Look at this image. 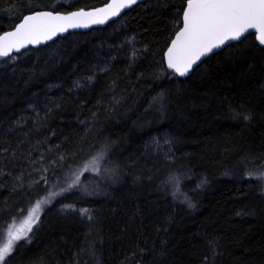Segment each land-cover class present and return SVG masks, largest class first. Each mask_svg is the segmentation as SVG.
Wrapping results in <instances>:
<instances>
[{"label": "trees", "instance_id": "trees-1", "mask_svg": "<svg viewBox=\"0 0 264 264\" xmlns=\"http://www.w3.org/2000/svg\"><path fill=\"white\" fill-rule=\"evenodd\" d=\"M106 1L0 0V32ZM186 1L0 57V242L59 193L5 264H264V46L248 34L174 73ZM92 156L97 172L61 191Z\"/></svg>", "mask_w": 264, "mask_h": 264}, {"label": "snow or ice", "instance_id": "snow-or-ice-1", "mask_svg": "<svg viewBox=\"0 0 264 264\" xmlns=\"http://www.w3.org/2000/svg\"><path fill=\"white\" fill-rule=\"evenodd\" d=\"M137 2L138 0H111L104 8L89 12L80 10L67 15L36 12L24 16L14 31L0 34V57H8L13 50L19 51L26 44L49 40L69 28L103 23L110 16L118 15L122 9ZM253 29L255 32L250 33L249 30ZM246 34L254 35L264 45V0H187V7L183 12V27L167 49V67L184 76L201 57L228 41L241 40ZM90 164H95V158L85 164V170ZM78 182L79 175L68 187L71 188ZM58 194L50 192L47 197L37 201L21 225L15 231L8 232L7 242L0 246V264H5L15 242L27 237L32 230V225L39 219L37 212L41 204L48 203L50 198ZM82 212L86 213L87 210Z\"/></svg>", "mask_w": 264, "mask_h": 264}, {"label": "water", "instance_id": "water-1", "mask_svg": "<svg viewBox=\"0 0 264 264\" xmlns=\"http://www.w3.org/2000/svg\"><path fill=\"white\" fill-rule=\"evenodd\" d=\"M143 0H138L137 3L141 2ZM108 3H111V0H107L105 3L103 4H100V5H97V6H94V7H89V8H83V7H80V8H76V9H72V10H69V11H53V10H48V9H40V10H34V11H31V12H27L25 14H23L17 21L16 23L9 29L7 30H4L2 32H0V34H3L5 32H10V31H14L15 30V26H17L18 24H20L22 22V19L24 16H27V15H33L35 14L36 12H52L53 14H56V13H59L61 15H67L68 13H71V12H77V11H80V10H83L85 12H89V11H94L95 9H98V8H104L106 6V4ZM136 3V4H137ZM135 4L131 5L130 7L128 8H124L122 9L118 15L116 16H110L107 20H105L103 23H96V24H89L87 27H76V28H69L67 29L66 31L64 32H60V33H57L55 36H53L51 39L49 40H46V41H41L40 43L38 44H26L24 47L20 48L19 51H16V50H13L9 55L11 54H19L21 53L23 50L27 49V48H38V47H41V46H44L50 42H52L53 40H55L57 37H61V36H64L66 35L67 33L69 32H77V31H87L91 28H95V27H103L105 26L107 23L119 18L125 11L129 10L131 7H133ZM187 7V1H186V4H185V7L184 9ZM184 9H183V12H184ZM183 12H182V18H181V25L180 27L177 29V31L174 33L173 37L171 38V40L169 41L165 51H164V54H163V57H164V62L165 64L167 65V57H166V53H167V49L168 47L171 46V42L173 39H175V35L176 33L183 27ZM250 33L252 32H255V30H249ZM248 35V34H246ZM254 36V35H253ZM254 39L256 41V43L260 46H264V45H261L259 43V41L256 39V37L254 36ZM240 41V40H239ZM235 42H238V41H228L225 43V45H221L219 48H216V49H213V51L211 53H208L206 56H203L200 58L199 61L196 62V64L193 65L192 69L188 72V74L184 75V76H187L189 75L192 70L205 58H207L208 56H210L211 54L219 51L221 48H223L224 46L228 45V44H231V43H235ZM177 74V73H176ZM179 75V74H178Z\"/></svg>", "mask_w": 264, "mask_h": 264}, {"label": "rangeland", "instance_id": "rangeland-1", "mask_svg": "<svg viewBox=\"0 0 264 264\" xmlns=\"http://www.w3.org/2000/svg\"><path fill=\"white\" fill-rule=\"evenodd\" d=\"M95 158V164H90L89 167H88V170H89V173L93 174L94 172H97V169L99 168V163H98V158L96 156H92L90 157L89 159H87L84 163H82L81 165L77 166L76 168H74L69 174V177L65 179V183H64V187H63V190L64 189H69L68 185L72 183V181L76 178L77 175H79V180L81 178V174L82 172L85 171V164H89V162L93 161V159ZM104 173L107 174V170L105 169L104 170ZM258 176L260 177L262 183H263V188H264V169L260 171V173L258 174ZM80 183V181L75 185V186H78ZM73 186V187H75ZM72 188V187H71ZM51 192V191H50ZM49 192V193H50ZM48 193V194H49ZM48 194L42 198H40L39 200L37 201H40L42 200L43 198L47 197ZM35 201L29 208L26 212H24L21 216L15 218L12 220V222L6 227L5 231H4V237L2 239V241L0 242V246H3L6 242H7V239H8V232L11 230V231H15L16 228H18L21 223L24 221V219L28 216L29 214V211L35 206L36 202ZM45 203L41 204V207L40 209L38 210L37 212V215L40 216V213L43 209V205ZM38 221V220H37ZM36 221V223H37ZM35 223V224H36ZM32 225V228L34 227V225ZM30 232H28L29 234ZM18 241L15 242V244L17 243ZM14 244V246H15ZM14 248V247H13Z\"/></svg>", "mask_w": 264, "mask_h": 264}, {"label": "bare ground", "instance_id": "bare-ground-1", "mask_svg": "<svg viewBox=\"0 0 264 264\" xmlns=\"http://www.w3.org/2000/svg\"><path fill=\"white\" fill-rule=\"evenodd\" d=\"M16 23V22H15Z\"/></svg>", "mask_w": 264, "mask_h": 264}]
</instances>
